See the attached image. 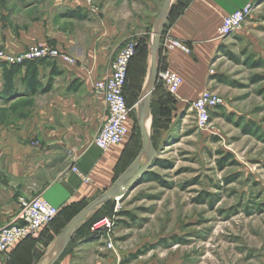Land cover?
Returning <instances> with one entry per match:
<instances>
[{"label": "crops", "instance_id": "crops-1", "mask_svg": "<svg viewBox=\"0 0 264 264\" xmlns=\"http://www.w3.org/2000/svg\"><path fill=\"white\" fill-rule=\"evenodd\" d=\"M257 1L172 0L158 49L153 53L156 24L151 29L146 14L128 11L117 0H110L103 10L84 0H27V8L43 10L42 20L28 23L12 48L22 51L35 42L49 43L75 63H36L37 81L42 87L50 81V89L32 96L24 94L22 67V75L15 80V96L9 102L3 100L8 95L3 90L0 68V101L5 102L1 108L16 105L18 112L27 114L25 119L0 125L1 155L5 158L0 168V229L17 221L19 198L40 197L59 212L55 222L36 238L4 253L0 264H127L129 248L118 246L121 241L116 236L115 248L109 249L105 234L94 232L93 224L98 221L96 209L105 202L100 201L142 149L139 121L136 132L134 119L146 111L145 127L151 136L158 113H172L173 108L179 111L210 89L215 81L210 73L212 60L229 39L217 35L223 17ZM167 40L186 44L189 52L165 49ZM128 42L141 46L128 67L124 89L130 109L129 134L123 143L100 150L93 140L107 110L94 84L109 75L110 62ZM154 56L157 71L168 70L182 78L177 98L170 103L158 105L156 90L149 93ZM162 116L159 118L165 119ZM76 170L90 181L84 182ZM90 206L67 234L69 224Z\"/></svg>", "mask_w": 264, "mask_h": 264}, {"label": "rangeland", "instance_id": "rangeland-1", "mask_svg": "<svg viewBox=\"0 0 264 264\" xmlns=\"http://www.w3.org/2000/svg\"><path fill=\"white\" fill-rule=\"evenodd\" d=\"M109 1L85 2L103 10ZM117 1L128 11L146 14L151 29L159 26L163 0ZM27 4L0 0V51L14 57L33 46L58 50L41 42L22 51L12 48L28 23L42 20L43 10ZM228 37L212 60L210 73L220 81L208 90L221 103L207 128H197L188 104L162 114L163 120L158 113V129L153 127L150 136L155 151L150 168L128 193L95 211L98 220L113 219L112 247L118 236V246L128 247L130 256L141 253L135 260L125 253L127 264H264V0L253 3L250 16ZM157 85L168 102L175 100ZM4 104L0 101V125L27 118L16 105L6 103L9 108L2 109ZM1 131L0 168L5 162Z\"/></svg>", "mask_w": 264, "mask_h": 264}, {"label": "built area", "instance_id": "built-area-1", "mask_svg": "<svg viewBox=\"0 0 264 264\" xmlns=\"http://www.w3.org/2000/svg\"><path fill=\"white\" fill-rule=\"evenodd\" d=\"M90 2V0H85ZM253 4L233 11L223 17L217 30L219 39L227 38L233 32L239 30L252 12ZM165 49H180L189 52L186 44L167 40ZM134 42L124 45L109 64V75L94 84L95 92L103 99L106 106V118L93 140V144L100 150L123 143L129 134L128 120L130 109L126 105L124 86L127 78V70L130 60L135 54ZM41 60H58L67 64H74L75 60L64 52L48 48L46 46H33L19 56H10L0 51V66L25 65ZM157 81L160 82L166 92L173 98H177L178 90L182 85V78L168 70L157 71ZM221 103V99L211 91L204 90L201 95L191 102L190 109L195 115V124L199 129H205L210 123V115ZM77 172V170H76ZM84 182H89L88 177H83L77 172ZM118 198H115L117 202ZM19 214L17 221L0 229V257L14 245L29 239L36 238L39 233L51 224L58 214V209L46 200L36 197L32 199L19 198ZM118 212V203L115 204L113 213ZM113 228V219L102 218L93 224L94 232H102L107 239V247L112 248L110 233Z\"/></svg>", "mask_w": 264, "mask_h": 264}, {"label": "water", "instance_id": "water-1", "mask_svg": "<svg viewBox=\"0 0 264 264\" xmlns=\"http://www.w3.org/2000/svg\"><path fill=\"white\" fill-rule=\"evenodd\" d=\"M172 0H163L159 18H158V29L155 33V36L152 41L151 49L153 53H155L158 49L159 40L162 33V28L164 25V21L167 17L170 5ZM155 55V54H154ZM151 79L152 83L149 89V93L153 91L155 88V84L157 81V68H156V60L155 56L151 62ZM145 114L142 113L139 120V129L142 136V149L138 156L135 158L133 163L129 166V168L116 180L114 186L108 190L104 196V198L100 201H108L113 197L124 195L130 191V189L135 185V183L140 179V177L150 168L151 163L155 158V151L152 147V141L150 139L149 134L147 133L145 127ZM91 209V206L85 210H83L68 226L66 232L67 234L71 233L80 219Z\"/></svg>", "mask_w": 264, "mask_h": 264}, {"label": "trees", "instance_id": "trees-1", "mask_svg": "<svg viewBox=\"0 0 264 264\" xmlns=\"http://www.w3.org/2000/svg\"><path fill=\"white\" fill-rule=\"evenodd\" d=\"M140 48H141L140 44L137 43L136 48H135V54L132 57V59L130 60L129 65L131 64V62H133L137 58V53H138V50ZM140 55L144 57V54H140ZM43 61L44 60L37 61V62H30V63H26L23 66L22 65H10V66L1 65L0 68L2 69L3 90L8 95L6 98H3V100L6 101V100L10 99V96H12L14 93H16L15 92V90H16L15 89V80L22 75L21 74L22 73V67H25V72L23 73V76L20 79H21V82L24 83V87H25L24 94L26 96L27 95L28 96L29 95L32 96V95H35L36 93H46V92H48L49 89H50V81L43 87L40 86V83L37 81L38 72H37V69L35 67V64L38 63V62L41 63ZM129 65H128V67H129ZM127 77H128V72H127ZM212 79L215 80V81L216 80L220 81L218 76H213ZM126 82H127V78H126ZM126 82H125V86H126ZM125 86H124V89H125ZM154 89L156 90V93L158 94V105L159 104L160 105L166 104V102H168L167 101V95L164 94V93L161 94V93L158 92L157 81H156ZM124 96H125V94H124ZM161 97H163V98L161 99ZM125 100H126V97H125ZM187 104L189 105V103H187ZM126 105L129 108V105L127 104V101H126ZM159 114L166 115L167 112H161ZM155 125H156V123H155V119H154V121H153V127L154 128H155ZM58 216H59V212H58V214L55 217L53 222H55V220L58 218ZM53 222L51 224H53ZM51 224H49L48 226H50ZM139 255H141V253L137 252L134 255H131L130 258H132V260H135ZM128 261H130V260H128Z\"/></svg>", "mask_w": 264, "mask_h": 264}]
</instances>
